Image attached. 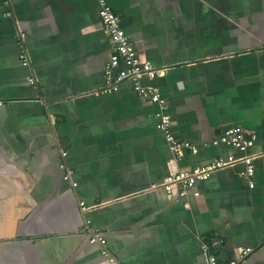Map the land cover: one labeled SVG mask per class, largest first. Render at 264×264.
<instances>
[{"label": "crops", "instance_id": "0c3cea01", "mask_svg": "<svg viewBox=\"0 0 264 264\" xmlns=\"http://www.w3.org/2000/svg\"><path fill=\"white\" fill-rule=\"evenodd\" d=\"M104 1L163 70L142 84L198 151L174 160L157 107L128 83L100 91L113 52L100 0H0V264H205L211 238L221 262L249 249L240 264H264V0ZM230 128L255 135L253 188L237 152L182 197L160 187L226 157L211 141Z\"/></svg>", "mask_w": 264, "mask_h": 264}, {"label": "built area", "instance_id": "2783aa9c", "mask_svg": "<svg viewBox=\"0 0 264 264\" xmlns=\"http://www.w3.org/2000/svg\"><path fill=\"white\" fill-rule=\"evenodd\" d=\"M98 17L113 50L112 55L107 59L103 67L104 87L100 91L108 93L113 92L117 90L120 84L128 83L140 98L157 107V112L154 115L157 121L156 127L163 134L174 160H180L187 152L193 155L196 154L198 149L195 145L189 141L176 137L171 132V117L168 114L166 101L161 96L159 88L142 84L143 80L151 81L161 76L163 70L156 69L149 61L139 58L130 39L121 29L116 14L104 0H100ZM17 47L18 59L21 65L29 67L30 61L24 46V36L22 33L18 34ZM28 83L33 85L35 81L32 77H29ZM254 140L255 135L253 131L240 128L224 130L211 141V144L222 146L230 150V153H228L226 157H217L205 165L195 166L187 171H179L169 175L160 187L167 194H176L182 197L186 195L188 191L193 190L197 182L204 180L212 171L224 169L236 163V157L233 155V152H237L242 154L239 158L240 162L244 165L242 176L247 179L249 187L253 188L254 158L252 155L246 154V152L253 145ZM69 179L70 176L66 172L64 180ZM72 186L75 187L76 184L72 183ZM153 187L155 188L157 186L154 185ZM198 194V192H194L195 196ZM79 205L81 210H85L83 203ZM88 223L89 221L85 222V227ZM89 241L98 244L100 248H102V255L108 258L110 262H114V259L109 256L105 249V239L100 233L96 231L91 232ZM222 245V239L219 238H211L204 243L203 254L205 257V264H240L242 259L249 252V249H244L237 259L221 262L217 252Z\"/></svg>", "mask_w": 264, "mask_h": 264}]
</instances>
